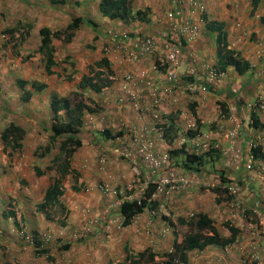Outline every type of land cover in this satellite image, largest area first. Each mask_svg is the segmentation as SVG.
<instances>
[{
	"label": "built area",
	"instance_id": "1",
	"mask_svg": "<svg viewBox=\"0 0 264 264\" xmlns=\"http://www.w3.org/2000/svg\"><path fill=\"white\" fill-rule=\"evenodd\" d=\"M169 3V7L162 11L163 14L157 17L147 32L135 34L108 28L105 32L107 41L102 45V56H106L111 63L117 61L119 64L136 65L145 59H154L150 66L163 77L160 82L161 78H155V73L152 76L145 71L137 74L133 69L122 73L125 81L124 93L129 96L130 104H124V97H120L119 101L129 109L132 108L138 118L132 125L118 118L125 130L111 141L116 144L113 152L127 162L131 177L125 180L127 182L121 186L122 188L114 186L111 180H104L99 188L104 194L113 195L106 209L118 210L125 200L146 202L142 213L134 216L131 222H137L139 215L143 213H147L150 219L157 215H168L167 206L171 194L187 190L194 184H200L208 189L220 187L225 190V185L220 184V178H215V181L203 180L196 171L183 172L179 170L178 164H171L172 160L176 161L171 150L183 143L186 144L184 150L197 155L216 148L227 169L243 167L251 177L255 175L264 184V157L257 158L253 152V148H258L257 141L260 136L250 126L252 118L243 121V118L236 115L238 107L230 105L231 101L228 103L220 95L221 92H226V86H222L225 71L218 66L217 60L212 58L197 60L195 54L185 53L182 40H186L188 47L200 31L197 24L188 20L186 16L190 13H201L204 10V3L200 0H169ZM231 45L237 48L238 44ZM261 54L262 51L257 50V56L261 57ZM259 75L262 79L261 85L264 87V68L260 69ZM108 78L114 81L117 76L113 73L109 74ZM131 87L143 89V92L131 91ZM229 92L236 94L238 90L233 87ZM199 96L214 104V118L204 119L200 115L202 113L197 103ZM145 99L150 100V104H147ZM220 101L228 106L226 115L222 111ZM191 102H196V114L189 107ZM250 105L253 110L264 113L262 99ZM146 112L150 113L152 121L148 125L145 120ZM226 122H230L228 128L225 127ZM199 123L202 126L201 130H198ZM242 128L248 133L239 141ZM188 130L194 131V134L186 135ZM217 133L222 134L225 146L217 139ZM174 134H177L175 140L169 145L167 139ZM108 158L106 154H100L101 166L107 163ZM149 186H152V190L146 195ZM240 188L236 182L231 183L226 185L227 190L218 196L225 197L230 203L229 206L233 208L230 212L235 213L223 216L222 223L228 222L238 228L234 242L225 249H230L234 245L243 252L241 264H262L260 243L264 237V210L261 208L264 207V196L257 199L252 206H246L239 198ZM106 209L103 214L110 212ZM195 213L196 211L189 212L186 218ZM112 218L114 219L111 222L117 221V225H121L117 217ZM98 221L96 216L87 218L79 234L87 235L90 227ZM50 237V234L43 235L45 241ZM198 250L202 253V249ZM171 264L190 263L174 259Z\"/></svg>",
	"mask_w": 264,
	"mask_h": 264
},
{
	"label": "crops",
	"instance_id": "2",
	"mask_svg": "<svg viewBox=\"0 0 264 264\" xmlns=\"http://www.w3.org/2000/svg\"><path fill=\"white\" fill-rule=\"evenodd\" d=\"M44 0H0V16L2 13V17L5 16V20H0V33L1 30L5 27H13L16 26L21 22H25L26 19L25 16H30L31 18V24L32 28L30 30L29 36L27 37V42H25L23 45H19V47H30L34 46L35 49L39 47L40 44V35H39V28L42 26L49 27L50 29H62L64 28L70 21L71 18L69 15H71L72 12V7H71V1L75 2V0H66L61 3H54L51 0H49V4H44V7H42ZM203 3H205V15H208V18L213 20V21H218L222 22L223 26L225 27V30L227 31L228 34V40L230 43H237L238 45L236 46L239 51H241V54L243 58H247L248 62H250L253 70H250V73L246 74L245 76L239 75L237 72L231 73L229 75V72H231L230 68H227L226 70V75L225 79H223L222 86H226V92L228 93V81L233 80L234 82H237L238 79L241 81V89L240 93L242 95L243 100L245 103L243 106L239 105V109H237L235 112L237 113V116H240L241 118H249L253 116L251 115L252 113L257 116V123L259 127L253 128L256 132L259 133L260 139L257 141L258 148H260L261 152H264V113L262 111H254L251 108V103L255 102L256 100L262 99L264 101V87L261 85L262 79L261 76L259 75L260 69L264 68V65H262V61H257V64L255 61L252 60V58L258 57L257 56V50H261L262 54L261 57H258L260 60H263V55H264V0H258V5L255 10H253V0H200ZM169 0H131V8L130 11L131 13H135L136 9H141L145 10L148 13V17L150 18V21L144 22V21H130L129 23H124L122 20H119L117 18H109L111 24L109 27H105L102 29L103 34L100 32V27L98 24H91L86 27L85 21L79 24V26L76 28L74 31V35L72 36L71 41L64 43L61 40L55 39L53 40V48H54V57L58 61L60 56L55 53L58 47H61L62 50H71L70 46L74 45V48L77 47L78 49H90L94 47V50L97 53V56L102 57V46L106 39L103 40L100 45L98 42H100V38L104 37L105 30L107 28H113L116 30H124L127 28L130 30L132 33H137L141 34L144 32H147L149 28L151 27V24L159 17V15L163 14V10L169 7ZM42 7V8H41ZM99 10V9H98ZM100 12V11H99ZM10 14L13 15L15 18L18 17V21H6V16ZM203 14V15H204ZM187 18L190 19L191 22L197 24L198 28L200 29V32L198 35H196L194 42L191 44H188V47L185 49L186 55L188 53L195 54L197 60L202 59V60H208L212 58L213 60H218L216 57V54H213L212 47L208 46V35L205 33L204 29V21L203 18L200 16L199 12H195L194 14H188L186 16ZM28 20V19H27ZM27 22V21H26ZM105 22V21H104ZM129 24L133 26V29L129 28ZM206 30V29H205ZM138 31H143L139 32ZM35 35V36H34ZM106 37V36H105ZM252 37L258 38L257 42H252L249 43V39H252ZM94 38V39H93ZM99 40V41H98ZM212 43V42H211ZM209 43V44H211ZM240 44V45H239ZM243 44V48L241 45ZM81 45V47H79ZM186 46V45H185ZM73 48V49H74ZM2 49V50H1ZM72 49V50H73ZM215 47H214V52H215ZM4 46H0V52L3 53ZM256 51V53H255ZM253 52V53H252ZM42 55V54H41ZM18 56V60L24 61L25 60L21 57L20 53ZM66 55L65 58H61V62L56 66L51 67V73L47 74L45 69V75L43 76L44 79L47 81H40L46 83V88L43 90L45 92L48 91V89L54 88L55 81L54 79H62L66 82L68 79L66 76H64L65 71L63 70V66L66 67L67 71L71 72L72 70L68 69L67 62H63L64 59L70 60L71 58ZM1 57V56H0ZM99 57V58H100ZM74 56L72 57V63L78 64L77 58L74 60ZM99 58H94V61H89L82 67V65H78L76 68L72 67V69H77L78 72H75L73 74L72 80H77V83L81 80L82 76L85 75L88 72V68L91 66H94L93 63L99 59ZM89 60V58H88ZM80 61V59H79ZM154 61V59H145L142 62L137 63L136 65H127V64H119V62H114L111 63V70L112 73H115L117 76V79L112 81L111 84L105 88L102 92L96 93L95 91L91 92V97L96 101V104L99 106V113L104 114L105 116V121L109 122H115V120H118L119 117L122 118H128L132 119V115L135 113L132 111V108H128L127 106H124L121 104L119 101L120 97H124V104L128 105L130 104L129 96L125 95L124 89H123V84H124V79L122 78V73L127 71L128 69H133L137 74H140L141 72L145 71L149 76H152L154 73L155 78H161L160 82H162L163 77L159 76L155 70H152V67L150 64ZM20 64V63H19ZM61 64V65H60ZM189 65V64H188ZM261 66V67H259ZM81 67V68H79ZM0 73L5 74V70H1ZM252 73L251 77L250 74ZM241 76V77H239ZM24 79L30 82L28 79L31 78H24L22 75H19L18 77L12 78L11 75L8 77L2 78L3 85L0 82V109H4V112L7 113H17L16 108L18 105H21L20 101V90L16 86L15 80L18 79ZM48 79H52L51 82L49 83ZM261 79V80H260ZM71 80V81H72ZM32 81H39V80H32ZM229 81V83H230ZM8 83H11V85H8ZM76 83V85H77ZM10 88H7V87ZM221 86V87H222ZM138 87H131V91L135 92H143V89H136ZM145 89V88H144ZM89 90V89H88ZM42 91V92H43ZM226 92H221V96L230 102L226 98L227 93ZM40 93H37L34 96H37ZM142 95V94H141ZM145 96V95H143ZM49 94H47L46 99H47V112H48V98ZM148 98V96H147ZM19 99L20 103L17 104L16 100ZM148 99H145L147 101ZM1 101H6L7 104H1ZM127 102V103H126ZM198 107L201 111L202 114H200L204 119L208 118H214V113H215V106L212 102L208 101L206 98H201L199 96L198 100ZM232 108V107H231ZM250 108V109H249ZM121 116H118V115ZM136 114V113H135ZM200 117V116H199ZM103 119V118H102ZM203 119V120H204ZM101 122V120H98ZM103 122V121H102ZM149 122L148 121L147 125ZM134 123L133 120H131L130 124L132 125ZM230 122H226V128H228V124ZM129 124V125H130ZM139 125V124H138ZM217 139L220 141L222 146H225V142L222 138V134L217 133L216 134ZM242 136H246V130L245 132L242 133ZM243 138L241 137L239 141H241ZM87 143L85 142L83 147H85ZM82 147V148H83ZM220 155V153H219ZM220 159V158H219ZM219 170H211L209 171L210 174L208 175L206 171H202V169L199 170H188L183 168L185 172H190V171H196L197 173L200 174L202 179L204 180H209V181H215V178H220L221 173L225 172V175H231V171L225 167V165L221 164L218 166ZM221 169V171H220ZM235 172H237L236 178L237 181L236 183L241 187L240 188V193H239V198L242 200V202L246 206H252L255 201L259 198H263V193L264 190L262 191V188L264 187L263 182H261L255 175L251 177L247 171L243 168L240 167L238 168ZM198 192V195H189L190 198L191 196L195 197L197 199V212H205L208 214L215 223V226L217 227L218 231L222 234V229H223V221L222 217L226 216V214L235 215V213L230 212L233 211V208L230 207V203L228 200H226L225 197L220 196L217 197L213 192H211L208 188L206 190H196ZM98 196L107 204L109 202V197H107L105 194H103L101 191L96 190L95 191ZM186 192L187 190H181V191H175L171 194V201L175 197V200L179 202L180 205L186 204ZM192 192V191H191ZM207 192V195L202 198L203 193ZM257 194H260V197H257ZM95 195V194H94ZM112 194H110L111 196ZM105 196V197H103ZM188 196V197H189ZM174 200V199H173ZM104 208L107 205H103ZM264 207L261 208L263 211ZM101 209L103 212V207L99 208L98 206L94 210L96 214H93L94 211L91 214H82V216L89 218L92 216L98 217L99 221L96 223L93 227L95 232L93 234H88L84 238L80 239L75 236L74 233V242L72 244L69 242V246L67 249L62 248V244H66L68 241L63 240V238H59L60 244L55 243V255L60 254L61 256L59 258H55L54 262L56 264H63V260L61 258H66L71 262V264H108L109 260H115L118 257L117 252H116V247L113 244L111 240V236L107 233L110 229L112 231H115L119 233L116 229L117 221L111 222L112 217H117V220H120L118 217V213L116 212L115 215L112 214V212H108L106 214L101 215ZM88 211V210H86ZM264 212V211H263ZM79 211L76 212L75 216H72V221L69 222L70 225L72 222H75L76 220L81 219L78 217ZM104 213V212H103ZM212 213V214H211ZM181 216L186 218V215H183L181 212ZM83 218V217H82ZM141 219V220H140ZM140 221V222H139ZM167 222V223H166ZM174 222V227L170 226L168 224V221L164 219V216L157 215L155 217H152V219L149 218L147 213H143L141 217L138 219V222H135V225H142V227L145 228V233L147 234V239L149 241L152 239L153 242H157L160 244V241L163 240L162 238H159L160 234L162 232H165L166 230L169 229V226L173 230V234L175 233V226L180 225L176 221ZM97 225V229L95 226ZM167 225V227L165 226ZM165 226V227H164ZM68 224L64 228L65 230L67 229ZM71 227V226H70ZM122 227H129L128 226H122ZM162 227V228H161ZM77 228V227H76ZM75 228V229H76ZM60 232L64 231V229H59ZM115 232H113V237H115ZM107 233V234H106ZM149 233L151 236H149ZM119 236V234H117ZM175 235V234H174ZM173 235V239H174ZM223 235H228V233H223ZM72 236V234H71ZM118 236L115 237V239L118 241ZM156 238V240L154 239ZM130 238V237H129ZM172 239V241H173ZM109 240V241H108ZM135 240L144 241V244H147L148 241L143 240V238H136ZM79 242V246H78ZM123 242V241H122ZM245 242V240H244ZM153 246V245H150ZM74 248L76 250V253L73 257V253H70V249ZM127 247L128 244L126 242H123V249ZM232 247V246H230ZM147 248V247H146ZM145 249V248H144ZM153 249V248H152ZM129 251H138L135 249H129ZM155 251V250H151ZM14 252L18 253V250H14ZM129 252V253H130ZM201 250L194 249L191 250L187 253L188 255V261L190 264H241V257L243 255V252H241L239 249H237L236 246L233 245L232 248L230 249H225L217 245H209L205 248L202 249V253H200ZM23 256L19 258L18 264H27L26 259L29 258V256H35L39 257V255H34L33 252L30 253H22ZM68 254V256H66ZM72 254V256L70 255ZM127 255V254H126ZM71 256V257H70ZM69 258V259H68ZM125 258V257H124ZM37 259V258H35ZM51 262V263H54ZM50 263V261H48ZM31 264V263H30ZM40 264H46L45 263H40Z\"/></svg>",
	"mask_w": 264,
	"mask_h": 264
},
{
	"label": "rangeland",
	"instance_id": "3",
	"mask_svg": "<svg viewBox=\"0 0 264 264\" xmlns=\"http://www.w3.org/2000/svg\"><path fill=\"white\" fill-rule=\"evenodd\" d=\"M99 2L100 0H75V2L71 1L70 4L72 7V12L71 15H69L70 18L75 16H80L82 20L85 21L86 27H88V25L91 24H95V25L98 24L100 26L98 28H100V32L103 34L102 29H104L105 27H109L111 24H109L110 20L108 16L99 12L98 10ZM44 4H49V0H44L42 7H44ZM24 19H26L25 22L27 21V23L31 24L30 16L26 15ZM0 20L1 22L2 20H5V16L2 17V13L0 16ZM15 20L18 21L19 20L18 17L15 18L13 15L10 14L6 16V21H15ZM129 28L133 29V26L129 24ZM105 36L106 35L104 33V37H101L100 42H98L99 45L103 40L106 39ZM208 37H211L214 41L215 38L214 35L209 33ZM2 39L0 36V46L1 45L4 46L3 53L0 52V56H1L0 71L3 69L6 72L5 74L0 73V82L3 85H5V83H3L2 80L3 76L8 77L9 75H11L12 78L18 77L19 75H22L24 78L32 77V79H28L30 81L32 80H39L44 82L46 81L43 77L45 75L44 61H43L44 58L41 55V53L37 52V49H35L34 46L25 47V49L23 47L17 46V49H19L18 53H20L21 57L24 58L25 60V62L24 61L20 62V60H18L19 58L17 54H15L13 51V47L10 46L8 43L4 44ZM257 39L258 38L252 37V39H249V43L257 42ZM242 46L243 44L241 45V47ZM79 47H81V45H79ZM57 48L58 50L55 53H57V55L60 56L58 61L61 62V58H65L66 55H68L71 58L70 59L71 61L73 56H74L73 58L74 60L77 58L76 63L78 62L79 63L75 64L74 66L75 68L79 64L82 65V67H85L84 65L86 63L92 60L94 61V58L100 57L97 56L94 47L90 49L84 48L81 50L78 49L77 47L74 48V45L70 46L71 50H65V49L62 50V48L58 46ZM29 54H32V57L30 58L27 57ZM214 54H216V52ZM244 59L247 60V58ZM263 59H264V55H263ZM70 60L66 62H69ZM252 60L255 61L256 63L257 61L259 62L262 61V65H264V61L260 60L258 57H255V60L254 58H252ZM67 67L70 70L72 69L70 65H67ZM228 68L231 69L229 75L231 73L236 74V71L233 68L231 67ZM226 70L227 68L223 71L226 72ZM250 70H253V68H251V64L249 69L244 70L243 76L250 73ZM78 71L77 69L75 70V72ZM254 72L256 73V71ZM225 75L226 73L224 74L223 79L226 80ZM251 75L252 73L250 74V77ZM75 79L70 82H66L62 79H54L55 81L54 88L48 89L47 92L43 91L37 96H34L29 103L21 102V105H18V107L16 108L17 113L15 114L7 113L4 112V109L2 110L0 109V240H2L7 247H9L10 252H14V250H21L16 255L18 259L21 258V256H23L22 253L28 252L29 246H27L23 241V239L20 238V235L22 234L20 233L19 230H17L18 228L14 226L13 219H11V212L14 213L16 212V217L18 220L20 216L22 217V221H21L22 230L28 236H30L31 231L34 230L38 232L39 238L42 241L43 234L50 233L52 237L48 242L45 243V248H48L53 254H55V250H54L55 243L60 244V242L56 240L57 227L60 226V224L64 223V221L67 220L66 223H68V227L60 238H63V240H66L72 244V242H74L73 239H76L73 237V234L76 233L80 229V227L84 224L85 219L84 216H82V214L92 215V212L96 209L97 206L99 208H101L102 206L103 209L107 208V206H105V208L103 206L104 204H106L105 200L103 201L100 198V196H98V194L95 192L96 190H98V188L96 187L97 183L98 182L102 183L104 180H111L114 186L121 187L123 186V184L125 185V183L127 182L125 180L126 179L129 180L131 177V172L130 170H128L129 168L127 162L119 158L113 152V149L116 147V144L110 139L103 140L99 138L98 133L96 132L100 124L98 120L106 122L108 126L112 125L114 127L113 131L125 130L124 125H122L121 122H119L118 120H115V122L105 121L104 114H100L99 112L92 114L90 116L88 115L85 118V122H86L85 128L87 131L90 129L91 131L89 132L85 131L83 134L85 138L84 142H86L87 145L76 152V154L74 155V160L72 162V165L76 169H78V171L81 172L80 179L82 184L80 186V189L78 187L77 181H74V179L71 176H68V178L66 179V183L69 186H71L72 184L73 188H78L79 190L71 189L70 187H68L65 196L62 198L63 207L57 204H56L57 206L55 207L52 205L48 207V210L46 212H44L43 210H39L37 208V204L42 200V196L44 195L45 189L51 183L52 177L54 176V171L46 169V166L49 164L51 158L54 156L55 152L57 151V149L52 150L50 154L40 158L38 157V155L35 154L36 148L45 145L48 140L49 131L47 130V124L50 121L51 110L47 112L46 96L47 94H49L50 97V94L52 92V94L58 93L62 96L65 95L67 97H71L72 91L74 90L77 83V80ZM51 80L48 79L49 83L51 82ZM229 81L227 86V89L229 91L233 87H236L238 91L241 89L242 84L239 79L237 82L231 80L229 83ZM28 85L27 87H29ZM229 91L227 95L231 97L232 95L229 93ZM90 95L91 93L85 94L86 97H89ZM86 97H84V99ZM16 103L17 104L20 103L19 99L16 100ZM146 103L150 104V100H147ZM1 104H7V103L6 101L3 102L1 101ZM240 106H243V104H241ZM94 107H96V105H94ZM96 110L99 111V109ZM118 116L121 115L119 114ZM145 116H146L145 120L147 123L148 121H150V113L146 112ZM119 118H121V120L125 123H130L131 120L137 122L138 115L134 113L132 115V119H129V117L128 118L119 117ZM11 121H14L20 126H22V128L25 131V133L22 135V141H21L22 146L18 150L15 149L14 151L10 150V148L7 147V145H5L4 141L1 139V132L4 126H6ZM243 132H245V130L242 128L240 133V138L241 137L244 138L242 136ZM247 133L248 131H246V135ZM7 151L11 152V154H7L8 153ZM102 153L106 154L109 158L107 163L101 166V164L99 163V156ZM223 163L224 162H222V160L215 161L214 163L209 162L201 169L202 171H206L207 174L209 175L210 174L209 171H211L213 168L220 166L221 164L223 165ZM34 164L39 166L44 171L43 175H37L35 173V169L33 167ZM171 164L176 165V161L172 160ZM179 170L185 172L182 167H179ZM229 170H232V168H230ZM230 174L232 176L230 179L234 177L236 178L237 172L231 171ZM201 178L200 180H202ZM201 188L202 190L207 189L200 184H194L190 186L187 189L186 197L184 198L186 199V204L184 205H180L179 202L175 200V197L173 198L174 200L172 199V201L170 199L167 206L168 215H165V217H167L173 222L176 221L178 214H181V212L183 213V215H186V217H188L189 212L197 211V207H196L197 199L193 196H191L190 198L189 195L194 194L197 196L198 192L196 190H201ZM203 195L204 196H202V198H204L207 195V192L203 193ZM257 197H260V194H257ZM111 199L112 196H109L110 201ZM65 208L69 210V214L63 212ZM106 210L110 211V213L112 212L113 215H115L117 212L115 208L106 209ZM78 211L79 213L77 216L83 219V222L80 219H78L75 222H72V224L70 225L69 222L72 221L71 215L75 216L76 212ZM2 212L5 213L2 215ZM93 214H96V212L94 211ZM102 214L103 213L101 209V215ZM165 226L167 227V225ZM95 228L97 229L98 232L97 225L95 226ZM116 229L119 233L112 231L111 229L107 231V233L111 236L109 240L113 242L115 247L117 246L116 252L119 258L115 259V261L118 260L119 262H121L123 258L126 256V254L129 255L128 254L129 249H135V250L138 249V251H141L144 250V248L149 247L150 248L149 250H155L154 252L162 254L164 251L169 250L172 246L173 230L170 226L168 230L160 234L159 238L163 239L160 241V244L157 242H153L152 239L149 241V239L146 238L147 234L145 233V228L142 227V225L140 224L139 225H135V223L130 224L129 227H122L121 225H118ZM174 230L178 236V240H181L183 235L189 231L188 227H186L185 225H176ZM94 232H95L94 227H90V231L88 232V234H93ZM113 232H115L114 235L115 237L118 236L117 234H119L118 241L115 239V237L112 238ZM75 236L79 238V235L75 234ZM85 236H81V239ZM149 236H151L150 233ZM138 237L143 238V240L145 241H148L147 244H144V241L138 242V240H135ZM154 239L156 240L155 237ZM122 241L128 244V248L125 247L123 249ZM260 245H261V255L263 257L262 264H264V237ZM78 246H79V242H78ZM31 249L33 250V248ZM30 252L31 250L28 253ZM70 253H73V257H74L76 250L71 247ZM70 255L72 256V254ZM57 256L59 257L61 255L57 253ZM66 256H68V254H66ZM33 257L34 256L32 255L26 259L27 264L30 263L40 264L45 262L46 264H56V262L48 263L45 257L42 256L39 257L35 256V258L37 259ZM55 258L57 257L55 256ZM61 259L64 261L63 264H71V262H69V260H67L66 258H61ZM158 262L159 260H157L155 263L158 264Z\"/></svg>",
	"mask_w": 264,
	"mask_h": 264
},
{
	"label": "trees",
	"instance_id": "4",
	"mask_svg": "<svg viewBox=\"0 0 264 264\" xmlns=\"http://www.w3.org/2000/svg\"><path fill=\"white\" fill-rule=\"evenodd\" d=\"M54 3H61L63 0H51ZM65 1V0H64ZM258 0H253V10L256 9L258 5ZM131 0H100L98 4V9L104 15L110 18H121L122 20L128 22L130 20L134 21H150V18L147 16L148 13L145 10L136 9L135 13H131ZM204 21L205 33L208 35L211 33L215 36L214 41L211 37H208V46H216L217 54V64L222 69L225 70L228 67L233 68L239 75H243L245 69L250 68V63L243 58L241 51L234 48L228 40V34L223 26L222 22L213 21L208 18V15L201 16ZM188 20H190L188 18ZM84 22L80 16L72 17L71 21L64 27L60 29H50L49 27L42 26L39 28L38 32L40 35V44L37 48V52L41 53L44 61V69L47 74L51 73V67L57 66L59 62L54 57V48L53 40L58 39L64 43L71 41L72 36L76 28ZM32 25L27 22H19L16 26L11 28L5 27L1 30V33L4 37H7L6 40L3 39L4 44H9L13 47L15 54L19 55V49L17 46L23 45L27 42V37L29 36ZM124 30L130 31L127 28ZM143 32V31H138ZM200 32V31H199ZM130 33H132L130 31ZM143 34V33H141ZM7 41V42H6ZM186 40H182L183 46L187 45ZM212 42V43H211ZM211 43V44H209ZM216 44V45H215ZM187 47L185 46L184 49ZM21 55V54H20ZM27 57H32V54H29ZM68 57V56H67ZM24 59V58H23ZM68 61L64 59L63 62ZM68 65L74 67V64L69 61ZM94 66L88 68V72L82 76L81 80L75 86V90L72 91V96H61L59 94L52 95L50 101V110H51V121L47 124V130L49 131L48 140L45 145L36 148L35 154L38 157L47 156L51 153L52 150L57 149L54 156L51 158L49 164L46 166V169L53 170L54 176L52 177L51 183L45 189L42 200L37 204L39 210L46 212L49 206L60 205L63 207L62 198L64 197V190L69 187V185L64 182L69 173L73 174L74 181H77L78 187L81 186V177L80 173L71 166L72 158L76 151L84 145V132H89L86 130L84 125V117L86 113H95L97 110L94 106H91L84 102V94L87 93V89L102 92L111 84V80L108 78L109 74L112 73L111 62L106 56L100 57L93 63ZM252 68V66H251ZM65 71L64 76L71 81L75 69L68 72L66 67L63 66ZM16 86L20 90V100L23 103L30 101L32 92L26 88L28 81L22 79L15 80ZM29 84L35 91H42L46 88V83L40 81H30ZM11 85V83H8ZM7 87V86H5ZM10 88V87H7ZM239 104H244L242 95L235 96L234 98ZM220 106L222 107L223 113L225 115L228 113V106L225 102L220 101ZM196 102H191L189 104L190 109L196 114L197 110L195 109ZM97 109H100L99 107ZM251 127H259L257 123V116L253 113ZM199 122V121H198ZM113 126H108L106 122H100L98 126L99 138L108 139L122 134L121 130H118L113 133ZM202 126L198 124V130H201ZM102 129V131H100ZM169 131V130H168ZM25 133L22 126L17 124L14 121H11L9 125L3 129L1 133V138L4 141L5 145L14 151L21 147L22 135ZM167 133V132H166ZM165 133V134H166ZM169 134V132H168ZM194 131L188 130L186 135H193ZM95 135V133H94ZM169 136L167 143L173 144L175 137ZM214 142V141H213ZM185 143L180 146L174 147L171 150L172 155L176 158V164L180 167L188 170H199L209 162L214 163L221 159L219 151L216 148H211L209 152L203 154H192L187 152L185 149ZM8 152V151H7ZM255 157H264V152L260 151V148H253ZM7 154H11L8 152ZM180 156V158L178 157ZM35 173L37 175H43L44 171L37 165L34 164ZM219 167L213 168L214 170H219ZM212 169V170H213ZM237 169H232L230 171H236ZM221 171V169H220ZM231 175H225V172L221 173L220 184L230 185L235 183L237 178H232ZM77 189L78 188H74ZM152 190V186L146 190V195ZM225 190L220 187H215L210 189L211 192L216 194L218 197L219 194ZM146 202L144 200L141 203H138V200L123 201L118 209V214L122 218V226H128L131 224L132 218L140 213L144 209ZM67 212V211H65ZM14 222L18 224V221L15 218V213L11 212ZM168 224L174 227V222H172L167 217H164ZM176 222L180 225H185L188 227L189 231L183 235L181 240H178L177 234L174 235L173 246L170 251H164L162 254L157 252L144 249L142 251H131L129 255H126L122 262L109 261L108 264H156L155 262L159 260L158 264H171L174 259H180L184 262H187V253L193 249H203L209 245H217L222 248L229 246L234 242V239L238 233V228L230 225L228 222L224 223L228 235H223L227 232L224 230L222 234L218 231L215 226L214 220L205 212H197L190 216L188 219L178 214ZM69 242L64 244L62 248L65 250L68 248ZM34 253H44L47 259L50 262L54 261V257L49 253L47 249H37L34 250ZM7 264V263H4Z\"/></svg>",
	"mask_w": 264,
	"mask_h": 264
},
{
	"label": "clouds",
	"instance_id": "5",
	"mask_svg": "<svg viewBox=\"0 0 264 264\" xmlns=\"http://www.w3.org/2000/svg\"><path fill=\"white\" fill-rule=\"evenodd\" d=\"M205 13V3H204V10H202V12L200 13V16H203V14ZM117 19H119V20H122L121 18H117ZM124 23H129L130 21H134V20H130V21H128V22H126V21H124V20H122ZM108 29V28H107ZM106 29V30H107ZM106 30H105V32H106ZM136 34V33H135ZM1 36V39L3 38L4 40H6L7 39V37H4L2 34L0 35ZM2 39V40H3ZM216 45V44H215ZM216 48V46H213L212 48ZM215 52H216V49H215ZM214 52V50H213V53H215ZM28 84H29V82H28ZM27 84V85H28ZM29 87H27L26 86V88L28 89V90H30L31 92H32V95H31V98H30V101L33 99V95H35V94H37V93H41L42 91H35L32 87H31V85L29 84L28 85ZM75 90V89H74ZM87 91V93H91V92H93L92 90H86ZM96 93H98V92H96ZM230 93V92H229ZM58 93H53L52 94V92H51V94H50V97L48 98L49 99V102H48V111L50 110V101H51V97H52V95H57ZM86 94V93H85ZM85 94H84V97H86L85 96ZM228 94V93H227ZM232 96L231 97H229L228 95H226V97L228 98V100H230L231 101V103H230V105L231 104H234V105H236L237 107H238V109L240 108L239 107V102L238 101H236L234 98H235V96H239V95H241V93H240V90L236 93V94H233V93H230ZM60 95V94H59ZM62 96V95H61ZM65 96V95H64ZM21 101V100H20ZM30 101H28L27 103H29ZM22 102V101H21ZM84 102L85 103H87V104H89V105H91V106H94V105H96V109L99 107L98 106V104H96V101L94 100V99H92V98H90V97H86L85 99H84ZM23 103V102H22ZM92 103V104H91ZM245 103V102H244ZM254 111H257V110H254ZM99 111L97 110L95 113H98ZM95 113H86L85 114V117H84V125L83 126H85V124H86V122H85V118H86V116H90V115H92V114H95ZM50 116V115H49ZM248 120V118H245V117H243V121H247ZM50 121H51V116H50ZM49 121V122H50ZM10 123V122H9ZM9 123L6 125V126H4V128H6L8 125H9ZM250 124V123H249ZM3 128V129H4ZM98 130V129H97ZM96 130V131H97ZM3 131V130H2ZM100 131H102V129H100ZM118 131V130H117ZM122 131V130H121ZM114 132H116V131H113V133ZM2 133V132H1ZM116 137V136H115ZM115 137H111V138H108V139H110V140H113ZM2 139V138H1ZM103 139V138H102ZM103 140H105V139H103ZM22 141V140H21ZM21 146H22V144H21ZM83 147V146H82ZM82 147H80L79 149H81ZM78 149V150H79ZM16 150H18V149H16ZM77 150V151H78ZM76 151V152H77ZM76 154V153H75ZM74 154V155H75ZM73 160H74V156H73V158H72V162H73ZM72 162H71V166H72V168H74V170H76V171H78V169H76L73 165H72ZM79 173H80V177H81V172L80 171H78ZM68 176H71L73 179H74V177H73V174L72 173H69L68 174ZM68 176H67V178H68ZM66 178V179H67ZM66 179L64 180V182H66ZM100 184H101V182H98L97 183V188H98V190L99 191H101L100 190V188H99V186H100ZM71 189H74L73 187H72V184H71V186H69ZM79 189H80V187H79ZM78 189V190H79ZM68 190V187L64 190V196H65V193H66V191ZM210 190V189H209ZM102 192V191H101ZM103 193V192H102ZM104 194V193H103ZM107 197H109L110 196V194H105ZM112 196V198H113V195H111ZM43 197V196H42ZM109 200V199H108ZM110 201V200H109ZM105 205H107V204H105ZM55 206H57V205H55ZM54 206V207H55ZM65 211H67V212H65ZM104 211V210H103ZM63 212H65V213H68L69 214V210L67 209V208H65V210L63 211ZM117 212H118V210H117ZM5 212H2V215L4 214ZM103 213V212H102ZM45 215V214H44ZM142 215V214H141ZM141 215H139V217H138V219L140 218V216ZM93 217V216H92ZM118 217L120 218V221H121V226H122V218H121V216L118 214ZM165 217V216H164ZM15 218H16V220L18 221V224H16L15 222H14V219H13V217H12V215H11V219H13V222H14V226L16 227V228H18L17 230H19L20 231V233L22 234V235H20V238H22L23 239V241L25 242V244L27 245V246H29V248H28V252L31 250V252H33L34 253V250L36 251L37 249H47L48 251H49V253L55 258V256L57 257V258H59L57 255H55V254H53L48 248H45V243L46 242H48V241H45L44 239H43V236H42V241L40 240V238H39V234H38V232H36V231H31V234H30V236H28L27 234H25V232L22 230V226H21V221H22V217L20 216V218H19V220L17 219V217H16V212H15ZM178 218V217H177ZM176 218V219H177ZM84 219H85V221H84V224H85V222H86V217H84ZM67 221V220H66ZM66 221H64V223H62V224H60V226H58L57 228H59V229H64L65 227H66V225L68 224V223H66ZM82 222H83V220H82ZM135 222H131V224H134ZM84 224L80 227V229L75 233V234H77V235H79V238L81 239V236L82 235H80L79 233L82 231V227L84 226ZM91 227H93V226H91ZM223 230L222 231H227L226 230V227H225V225L223 224ZM65 232V229H64V231H62V232H60V230H58L57 229V235H56V240H58L59 241V238L62 236V234ZM50 233H47V234H45V235H49ZM174 234H176V232L174 233ZM173 234V235H174ZM44 235V234H43ZM50 236L52 237V235L50 234ZM87 236V235H86ZM50 237V238H51ZM73 237H74V234H73ZM84 238V237H83ZM57 241V242H58ZM64 244H62V246H63ZM172 246H173V241H172ZM172 246H171V248L169 249V250H167V251H170L171 249H172ZM31 248H33V250L31 249ZM145 249H150L149 247L148 248H145ZM18 251H21V250H18ZM142 251V250H141ZM130 252V251H129ZM19 253V252H18ZM129 254V253H128ZM17 255V253H15V252H10L9 251V247H7L6 245H5V243L2 241V240H0V264H4V263H7V264H18V262H19V259H18V257L16 256ZM34 255H39V256H42V257H45V259L47 260V261H49L48 259H47V257H46V255L44 254V253H34ZM55 255V256H54ZM123 260H124V258H123ZM122 260V261H123ZM187 260H188V255H187ZM55 261V260H54ZM53 261V262H54ZM109 261H115V260H109ZM121 261V262H122ZM116 262H119L118 260L116 261ZM188 262V261H187ZM51 263V262H50Z\"/></svg>",
	"mask_w": 264,
	"mask_h": 264
}]
</instances>
